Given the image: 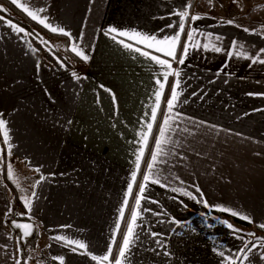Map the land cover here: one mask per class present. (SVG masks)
Listing matches in <instances>:
<instances>
[{"label":"crops","instance_id":"0c3cea01","mask_svg":"<svg viewBox=\"0 0 264 264\" xmlns=\"http://www.w3.org/2000/svg\"><path fill=\"white\" fill-rule=\"evenodd\" d=\"M20 2L30 8H45L41 15L47 16L54 26L71 31L73 37L82 34V47L86 51L94 45L89 61L73 54L71 66L62 67L57 55L35 35H17L7 26V19L0 21V118L7 121L13 144L7 163L11 162L23 178L36 174L37 181H41L33 190L39 199L29 197L33 200L32 219L25 220L35 226L33 238L39 237L41 253L35 256L43 260L41 264H60L53 259L59 256L64 257L63 264H98L91 255L106 253L111 246L110 260L115 264L150 160V156L147 160L146 157L151 138L155 130L156 138L159 135L157 129L166 113L165 104L174 78L169 77L124 219L116 233L119 209L136 167L134 152L139 144L134 141L139 140L138 132L148 119L144 114L150 113L154 103L153 74L161 69L123 49L101 30L113 26L158 37L172 34L176 29L165 26L178 22L179 18L169 14L174 8H183L185 0ZM189 2L190 17L199 14L202 18L193 22L189 17L186 21L178 58L189 25L198 29L194 41L201 46L209 42L206 35L212 33L223 37L224 49L233 40L243 43L253 54L264 48V0H237V3L211 0V5L209 0ZM228 19H234L242 27L221 23ZM243 27L255 29L259 34L244 32ZM199 31L205 36L199 35ZM47 43L63 52V40L49 39ZM210 48L211 45L205 51L190 46L185 64L180 66L183 88L180 101L186 102L174 109L180 116L167 134L173 143L164 145L171 153L169 162L156 167L161 177H169V188L186 187L194 191L189 185L196 182L210 205L231 207L250 216L254 221L251 224L257 226L264 223V64L232 58L218 76L217 71L228 57ZM173 68H177L176 63ZM73 71L80 79L72 76ZM100 85L115 93V109L111 95ZM5 147L0 136V148ZM5 170L0 167V264H14L13 257L20 258L21 253H17V238L7 222L6 206L10 204L11 209L13 206ZM170 173L186 184L181 185ZM145 195L158 203L141 201V211L144 207L152 211H142L137 223L143 224V228L135 229L139 239L124 264H223L218 252L224 251L227 256L229 249L234 250L240 244L229 229L213 219L227 220L241 229L228 217H221V212H208L201 204L180 197L188 205L185 209L172 199L176 193L157 185L149 184ZM16 212L19 211L12 209L11 213ZM154 212L165 214L156 216ZM205 212L207 217L201 215ZM172 217L181 222L191 221L195 230L168 223ZM208 224L215 227L209 228ZM152 232L163 235L153 238ZM57 235L84 241L88 248L72 251L71 245L52 239ZM113 239L115 244L110 245ZM250 259L253 264H264L258 253Z\"/></svg>","mask_w":264,"mask_h":264},{"label":"snow or ice","instance_id":"6c2138e0","mask_svg":"<svg viewBox=\"0 0 264 264\" xmlns=\"http://www.w3.org/2000/svg\"><path fill=\"white\" fill-rule=\"evenodd\" d=\"M12 5L17 6L18 8L22 9L24 13L27 14L32 20L38 22L39 24L43 25L44 28L48 29L50 32L58 35H63L68 38L70 47L66 49V51H70L76 57L80 58L81 60L87 62L91 59V52L94 50V45H91L87 51L83 44V35H78L73 37L71 31L66 30L64 27L59 25L54 26L52 23L48 21L47 16H42L41 13L45 12L46 9L43 7L40 8H30L26 4L21 3L20 0H10ZM211 5V0H209ZM233 3H237V0H233ZM223 7V5H220ZM191 8V3L189 0H185V5L183 8H174L173 11L169 14L170 16L175 15L177 16L178 22L169 23L165 26V29H172L175 28L176 31L172 34H165L163 36L158 37L156 34H147L140 31L135 30H124V29H117L116 27L109 26L107 29L101 30L105 36H109L114 43L120 45L123 49L127 50L131 53H136L140 57L145 58L146 60L150 61L152 64L159 66L161 71L154 73V80L156 87L153 89V97L154 103L150 106V113L145 112V117H148L147 121L141 125V129L138 132L139 140L134 141V143L139 144V148L134 152L135 155V170L132 172L131 180L127 186V191L125 193V198L122 201V206L119 209V216L117 219V223L115 225V232L118 233L120 230V222L124 219L125 209L129 204V197L132 195L133 192V185L136 183L137 174L141 168V162L145 156V150L148 145L149 138L152 135L153 128L158 118V111L161 108L162 97L164 95L166 86L168 85L169 77H173V85L170 88V95L169 98L166 100V113L163 115L162 124L157 129L158 130V137L154 141V150L150 153V160L146 164V172L142 176V182L139 185L135 201L134 207L131 211L130 219L126 224V232L122 236V244L118 249V258L115 260V264H124L125 260H127L131 256V247L135 246L136 241L139 239V233L135 231L137 227L143 228V224H138V219L142 218V211L149 212L152 211L151 209L144 207L141 211V201H146L147 203H158L157 200L152 199L150 196H146L145 192L148 190L149 184L157 185L160 187L165 188V190H169L173 193H176L175 196L172 197L173 200L177 201L184 207L185 209L188 207L187 204H184V201L180 199V197H185L190 199L191 201L201 204L204 208L208 209V212L211 211H219L221 213H228L233 217H238L241 220L247 221L248 223H254L252 218L246 214H242L239 211L234 210L231 207L225 205H210L208 199L206 198L203 190L200 188L199 184L193 182L189 187L194 189V191H189L186 187H170L168 176L161 177L160 170L157 169V164H168V157L170 156V151L165 150L164 145L171 144L173 141L167 135L168 132L172 130V125L175 122V119L180 116L179 112L174 113V109L179 106L180 103L186 102L180 101V96L183 93V88L181 87V71L180 66L185 64V58L188 56L189 47L192 46L194 48L199 49L200 47L203 50H210L216 53L224 52L228 57L225 64L217 71V75L219 76L225 68L228 66V62L232 58L237 59H247L250 60L251 64H264V48L258 49L255 54H253L250 50L246 49L243 43L238 44L236 40H233L229 45L228 49H224L222 45L223 37L220 35H214L212 33H208L206 35V39L209 41L208 43H204L202 46L200 45L199 41H194V36L197 34L198 29L196 27H192L189 25V31L186 36L185 43L181 49L180 57H177V50L180 47V41L182 35L185 33V24L186 21L190 17L189 9ZM0 12H8V9L0 4ZM202 17L199 14L191 15V21L195 22L200 20ZM6 18L4 16H0V21H5ZM7 26L11 28L17 35L24 33L25 35H32V33L27 32L24 27H20L18 24L13 23L11 19L6 20ZM221 23H226L228 25H234L236 27H242L239 24H235L234 19H228L226 21L221 20ZM165 29H161V31H165ZM242 30L244 32H254L257 33V30L253 29L250 30L247 27H243ZM199 35L205 36L203 31H199ZM214 36V40H213ZM42 43H47L46 41H42ZM163 57V58H162ZM57 60L62 67H66L61 58L57 57ZM173 63L177 64V68H173ZM73 77L76 79H80L76 72L71 73ZM225 76L232 75L231 73H224ZM87 77H84L86 79ZM101 88H104L105 91L109 92L111 95L114 109L117 107L116 105V95L112 92L111 89L105 88L104 85H100ZM179 89V91H178ZM201 124L204 122L201 121ZM210 127L215 128V125H210ZM10 129L8 128L7 121L3 118H0V136H2V142L6 145L5 148H0V167H6L7 170V177L8 179L13 180V183L16 184L17 188H20L19 183L14 179L13 173V165L11 162L4 165V161L7 157L12 155V148L13 144L10 142ZM259 155V153H257ZM186 158V157H183ZM36 171H39L37 168ZM174 180H178L181 185L186 184V181L182 180L179 176L175 175L174 173H170ZM163 180V182H162ZM41 183L40 180L36 181L32 187H37ZM20 191L23 192L24 189L20 188ZM32 197L39 199L36 192H32ZM21 200L25 206L26 212L22 213V216H27L29 220L32 219V210H33V200L22 196ZM7 211L6 215H11L12 209L11 205L6 206ZM208 212L201 213L202 216L207 217ZM156 216L163 215L165 213L162 212H154ZM213 219L219 220V223L222 224L224 227L230 230L233 234L234 239H238L240 244L237 246L236 249H229V255H225L224 251H219L218 255L222 258L223 264H253V261L250 259V256L259 254V259L264 261V237H257L256 241L254 242L248 237H255L254 232H247L245 233L243 229L236 228L232 223L227 220L219 219L218 217H213ZM168 223L174 224H183L189 230L194 231L195 229L192 228L191 221H177L174 217H172ZM163 223V221H162ZM14 227L18 230H21L20 234L17 236V242H27V238L33 234L34 226L31 223H19L17 221H12ZM67 227V226H64ZM209 228L215 227L214 224H208ZM257 227L264 229V223L257 224ZM150 235L153 238L157 236L163 235L162 233H155L152 232ZM55 241H63L66 245L72 246V251H77V249H84L87 250L88 244L84 241L69 238L66 236L57 235L52 237ZM156 243L160 245V241L157 240ZM115 244V240L110 241V245ZM51 247V245H48ZM20 252V249H17V253ZM127 254V255H126ZM164 254H168L165 252ZM112 256V247L109 246L106 250V253L103 254H93L91 255V259L93 261H97L98 264H113L110 260ZM14 264H21L20 258L18 256H14ZM54 260H59L60 264H63L64 257H53Z\"/></svg>","mask_w":264,"mask_h":264},{"label":"trees","instance_id":"16d2710c","mask_svg":"<svg viewBox=\"0 0 264 264\" xmlns=\"http://www.w3.org/2000/svg\"><path fill=\"white\" fill-rule=\"evenodd\" d=\"M0 4H3V6L8 9V12H0L1 16H4L6 19H11L14 23L18 24L20 27H24L28 32L35 35L39 40L46 41V42L49 39H58L61 41L63 40L64 41V49H63L62 53L57 51L55 48L51 47L48 43H46V45H47V47H49L53 51V53H55V55H57V57L61 58V60H63L67 66H71L70 60L75 59V57H74L73 53H71L70 51H66V49L69 48L68 40L66 37L59 36L56 34H52L46 28L41 26L39 23H37L36 21H34L30 17H28L23 11H21L19 8H17V6L12 5L9 0H0ZM159 124L160 123L158 120L156 126L158 127ZM155 138H156V130L154 131L153 136L151 138V146L149 148L146 160L149 158L148 156H150V153L152 151V145L154 144ZM7 161H8V157L4 161V165L7 164ZM4 176H5L4 179H5L7 186L13 192L15 210H17L21 213H25L26 209H25V206L21 200V197L25 196V197L29 198L31 196V194L34 190V187H32V185L37 181V179H38L37 175L36 174H34V175L30 174V175L25 176L23 178V180H21L20 188L24 189L23 192L20 191V188L16 187V184L13 183L12 180H9L6 177V174H4ZM19 212L18 213L16 212L14 215H12V214L9 215L8 220H7L9 225H10L11 220H15V219L16 220H28L26 215L22 216L21 213H19ZM219 215H221V217H228L231 220V222H233L234 224L239 226L241 229H243L245 233L254 232L256 234L255 237L250 238L254 242L256 241L257 237H264V229H261L257 226H254L251 223H248L247 221L241 220V219L236 218V217H231V216H228L226 214H221V213ZM12 230H13V228H12ZM13 232L15 235H17V231L13 230ZM35 238H36V236H35ZM31 241H33V240H31ZM26 250H27V247H25V245L22 244V253L21 254L25 258H26V253H25ZM25 258L20 260L21 264H26ZM50 263H51V260H50Z\"/></svg>","mask_w":264,"mask_h":264},{"label":"rangeland","instance_id":"374dc122","mask_svg":"<svg viewBox=\"0 0 264 264\" xmlns=\"http://www.w3.org/2000/svg\"><path fill=\"white\" fill-rule=\"evenodd\" d=\"M55 44V43H54ZM61 49V48H60ZM13 165V164H12ZM6 168V167H5ZM6 172V177H7V170H5ZM13 173H14V179L17 181V183H19V185L21 184V180H23V175L22 173L14 167L13 165ZM8 178V177H7ZM11 180V179H9ZM13 181V180H12ZM6 183V182H5ZM7 185V184H6ZM9 188V187H8ZM10 200H11V203H12V209L15 210V206H14V197H13V192L10 190ZM12 215H14L13 213H11ZM25 221V220H23ZM10 228V226H9ZM14 230V229H13ZM12 230V227L10 228V231L14 234ZM16 231V230H14ZM20 233L17 231V236L19 235ZM33 241L29 242L25 247H27V250L25 251L26 253V258L21 254L20 258L21 259H24L25 258V261H27V264H31V263H35V264H41L43 262V260H41L38 256H35L36 254H40V250L38 247H40V243L38 242L39 240V237H36V238H33L32 239ZM18 248L20 249V253H22V242H19L18 243Z\"/></svg>","mask_w":264,"mask_h":264},{"label":"water","instance_id":"95a60500","mask_svg":"<svg viewBox=\"0 0 264 264\" xmlns=\"http://www.w3.org/2000/svg\"><path fill=\"white\" fill-rule=\"evenodd\" d=\"M12 221H13V220L10 221V226H11L14 230H16V231H18V232L20 233L21 230L16 229V228L14 227V225L12 224ZM14 221H17V222H19V223H31V224H33L32 222H29V221H23V220H16V219H15ZM33 226H34V224H33ZM34 232H35V226H34L33 234H32L30 237L27 238V242H26V243H25V242H22L23 245L26 246V245L30 242V240L33 239V237H34Z\"/></svg>","mask_w":264,"mask_h":264}]
</instances>
